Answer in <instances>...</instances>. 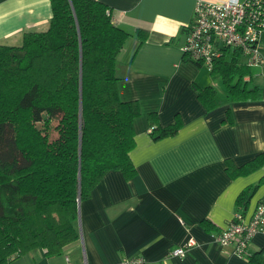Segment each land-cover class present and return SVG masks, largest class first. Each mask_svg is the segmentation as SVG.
I'll return each instance as SVG.
<instances>
[{"label":"crops","instance_id":"obj_1","mask_svg":"<svg viewBox=\"0 0 264 264\" xmlns=\"http://www.w3.org/2000/svg\"><path fill=\"white\" fill-rule=\"evenodd\" d=\"M100 1L112 9L113 23L130 33L117 56L116 75L121 99L135 100L140 108L130 151L137 172L130 179L117 170L103 176L80 201L78 237L61 253L48 256L38 247L8 264H116L132 255L143 256L146 264H248L247 255L221 246L215 234L236 211L248 220L264 201V165L236 177L227 171L228 160L239 166L264 150V98L232 101L218 75L184 55L196 0ZM51 16L50 0H0V45H21L26 32L46 30ZM138 31L145 33L143 41ZM239 61L245 65L241 56ZM262 73L253 71L251 81ZM253 83L264 89V82ZM205 86L215 92L210 111L195 89ZM150 112L161 125L178 116L182 126L153 139ZM247 187L253 190L244 209L237 198ZM203 219L215 225L213 231L204 229ZM188 237L197 244L185 256L167 255ZM263 247L261 231L248 253Z\"/></svg>","mask_w":264,"mask_h":264},{"label":"trees","instance_id":"obj_2","mask_svg":"<svg viewBox=\"0 0 264 264\" xmlns=\"http://www.w3.org/2000/svg\"><path fill=\"white\" fill-rule=\"evenodd\" d=\"M50 4L46 30L26 32L18 46L0 45V264L38 247L48 256L61 253L78 237L80 201L103 176L117 170L130 179L137 172L130 151L140 108L121 99L116 75L130 33L113 23L112 9L100 0ZM232 52L230 59H216L211 73L232 101L264 98L263 88L244 80L253 69ZM195 89L206 111L214 109V89ZM148 122L153 139L182 126L178 116L161 125L155 112ZM227 162L232 177L246 175L264 165V150L239 166ZM250 189L240 193L238 207L246 208ZM201 224L215 228L207 219ZM247 259L264 264V247Z\"/></svg>","mask_w":264,"mask_h":264},{"label":"built area","instance_id":"obj_3","mask_svg":"<svg viewBox=\"0 0 264 264\" xmlns=\"http://www.w3.org/2000/svg\"><path fill=\"white\" fill-rule=\"evenodd\" d=\"M185 31L182 52L210 71L216 59L225 58L233 50L239 52L246 66L264 70V0H196L192 21ZM251 79L250 75L244 77L245 81ZM261 231H264V201L257 204L248 220L241 211H236L227 226L215 234V239L243 257L248 255L253 236ZM196 244L194 237H188L167 255L183 257ZM116 264H146V260L141 255H132Z\"/></svg>","mask_w":264,"mask_h":264},{"label":"rangeland","instance_id":"obj_4","mask_svg":"<svg viewBox=\"0 0 264 264\" xmlns=\"http://www.w3.org/2000/svg\"><path fill=\"white\" fill-rule=\"evenodd\" d=\"M263 48H264V39H263ZM252 69L257 74H261L263 72L262 69H261V67H256V68H252ZM253 81H254V83H261L262 84L264 82V78H263L262 75H259V77L257 79L255 78L254 80L249 81V83H251Z\"/></svg>","mask_w":264,"mask_h":264}]
</instances>
